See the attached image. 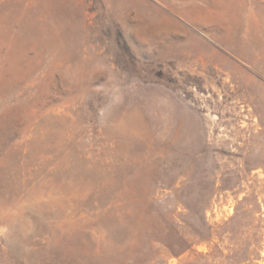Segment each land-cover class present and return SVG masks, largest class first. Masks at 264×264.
Here are the masks:
<instances>
[{
	"label": "rangeland",
	"instance_id": "374dc122",
	"mask_svg": "<svg viewBox=\"0 0 264 264\" xmlns=\"http://www.w3.org/2000/svg\"><path fill=\"white\" fill-rule=\"evenodd\" d=\"M0 264H264V0H0Z\"/></svg>",
	"mask_w": 264,
	"mask_h": 264
}]
</instances>
